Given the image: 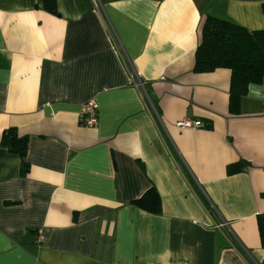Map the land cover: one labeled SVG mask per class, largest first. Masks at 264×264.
I'll list each match as a JSON object with an SVG mask.
<instances>
[{"label":"crops","instance_id":"0c3cea01","mask_svg":"<svg viewBox=\"0 0 264 264\" xmlns=\"http://www.w3.org/2000/svg\"><path fill=\"white\" fill-rule=\"evenodd\" d=\"M262 5L0 0V136H26L29 164L0 146V264H264V77L231 114L230 70H192L205 15L264 29ZM151 184L159 213L131 203Z\"/></svg>","mask_w":264,"mask_h":264},{"label":"trees","instance_id":"16d2710c","mask_svg":"<svg viewBox=\"0 0 264 264\" xmlns=\"http://www.w3.org/2000/svg\"><path fill=\"white\" fill-rule=\"evenodd\" d=\"M43 7L47 12L59 15L56 0H43ZM199 34L192 70L210 72L216 68L229 69L228 111L237 114L248 85L258 84L264 77V29L249 30L232 20L205 15ZM0 146L19 156L20 175H26L29 170L25 159L27 137L19 135L15 128H7L1 133ZM248 165L245 160L229 163L225 167L226 174L242 172ZM131 203L150 213L161 210L159 194L152 184ZM256 224L260 245L264 248V212L256 214ZM28 233L34 234L35 230H28Z\"/></svg>","mask_w":264,"mask_h":264},{"label":"built area","instance_id":"2783aa9c","mask_svg":"<svg viewBox=\"0 0 264 264\" xmlns=\"http://www.w3.org/2000/svg\"><path fill=\"white\" fill-rule=\"evenodd\" d=\"M78 123L82 126L92 127L97 124L98 113H97V103L93 98H90L80 105L78 111ZM175 125L180 128H196L202 125L199 120H178ZM45 234L41 228H38L35 232V244H41L45 240Z\"/></svg>","mask_w":264,"mask_h":264},{"label":"water","instance_id":"95a60500","mask_svg":"<svg viewBox=\"0 0 264 264\" xmlns=\"http://www.w3.org/2000/svg\"><path fill=\"white\" fill-rule=\"evenodd\" d=\"M149 97H150V99H151L152 101H154V96H153V94H149Z\"/></svg>","mask_w":264,"mask_h":264}]
</instances>
